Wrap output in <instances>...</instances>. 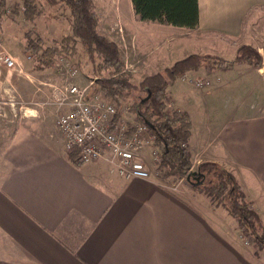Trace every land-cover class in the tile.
I'll return each instance as SVG.
<instances>
[{"label":"crops","instance_id":"crops-1","mask_svg":"<svg viewBox=\"0 0 264 264\" xmlns=\"http://www.w3.org/2000/svg\"><path fill=\"white\" fill-rule=\"evenodd\" d=\"M197 2L193 29L137 18L141 36L163 45L143 71L172 54L163 44L170 36L157 38L152 32L169 33L171 27L189 32L176 37L184 40L173 51L179 58L172 55L146 76L188 54L232 58L239 46L251 43L245 23L251 11L264 10V0ZM1 33L2 26L3 43ZM18 66L0 63L17 95L38 101L42 91L44 103L55 106L57 85L42 79L47 69ZM191 78L208 83L197 87ZM178 81L187 85L188 101L173 99L169 86L168 103L190 117L185 146L191 169L198 172L199 164L212 162L229 171L264 223V63L217 72L200 68ZM42 118L36 111L12 124L7 115V126H0V264H260L234 241L237 222L227 211L199 208L193 192L160 177L124 179L103 162L74 166L59 132L54 135Z\"/></svg>","mask_w":264,"mask_h":264},{"label":"trees","instance_id":"trees-1","mask_svg":"<svg viewBox=\"0 0 264 264\" xmlns=\"http://www.w3.org/2000/svg\"><path fill=\"white\" fill-rule=\"evenodd\" d=\"M198 0H130L134 14L141 21H155L160 24L193 29L198 24ZM7 0H0V21L6 14ZM44 5H59L67 8L70 33L64 35L54 45H44L41 38H30L24 34V51L29 52L35 62L33 70H43L56 63L57 56L70 59L75 53V43L84 47L91 61L98 59L96 72L107 74L95 78L93 90L117 106L131 98L129 109L141 120H149L156 138L154 145L160 151L159 168H165L161 178H180L192 166L186 150L190 136L191 120L187 113L168 106L167 88L188 71L200 68L209 71L227 70L233 65L247 63L260 66L263 60L259 52L248 44L238 47L233 58L213 54H188L171 63L170 66L154 74L136 80L124 66L117 45L98 32V18L93 10L92 0H20L19 5L10 8V15L22 14L26 21L35 20ZM133 92L143 94L133 99ZM72 162V158L70 157ZM74 166H80L73 163ZM200 176H208L207 184L202 182L191 187L202 191L212 201H218L224 210L235 219L239 228L250 235L256 243L264 242V223L251 208L234 176L220 165L212 162L199 164Z\"/></svg>","mask_w":264,"mask_h":264},{"label":"rangeland","instance_id":"rangeland-1","mask_svg":"<svg viewBox=\"0 0 264 264\" xmlns=\"http://www.w3.org/2000/svg\"><path fill=\"white\" fill-rule=\"evenodd\" d=\"M128 1L129 0H92V6L94 12L96 13V18H98V26L96 30H98L100 34L117 45L121 59L124 62V66H126V68L132 73L134 76L133 78L139 80L140 78L146 76L147 73L154 72L158 67L164 65L167 63V61H170V59L173 58L172 55H175L176 57L177 55L179 56L180 54H176L177 52L174 54L173 51H178V44L183 43L184 40L181 42V39L177 40L176 37L179 34L188 35L189 32L183 30L179 32L175 27H171L173 29H171L169 33H166V31L152 32L153 36L155 35L157 38H161L164 33L165 35L168 34L170 36V38L164 39L163 44L166 48L169 47L172 50V54H170V57H168L167 60L160 63V66L158 65L159 61L157 60L155 67L152 65V67L143 71V65L150 64V62H152L154 57L158 54V51L163 50V48L158 49V46L163 45L158 44L157 41H146L147 39L142 37L144 34H142L140 30L135 29V25L137 24L138 20L137 16L133 13L130 5L128 4ZM19 4L20 0H7V8L5 9L6 14L1 18L0 21V28L2 26L1 38L3 41L2 43L0 40V44H2L1 47L4 45V48L7 49L9 53H11L13 56H16L17 64H19L20 67L29 69L30 66V69L32 70L34 69L35 62L33 61L30 53L24 51L22 46L23 42L25 44L24 34L28 33L30 38H35L36 36L40 37L44 45H54V41L58 42L64 35L70 33L67 21L68 10L67 8L65 9L64 7H59V5H54V7L50 5H44L42 7L41 14L37 16L35 20L26 21L22 14H18L17 16L10 15V8H13L14 5ZM246 22L247 23H245V27H248V31L251 32V43L248 45L252 46V48H255L259 52L264 63V10L257 8L251 11V14L248 15ZM160 42H162V40H160ZM188 47H191V45L186 44V49H188ZM166 48H164L163 55H161L162 57H165L167 54L168 50ZM75 50V53L70 57V59L69 57L66 59L73 68L77 69V73L70 77L65 71L62 72L55 69V63L52 67L46 68L47 71H45L42 77L44 82L54 83L57 85V88H63L69 82H76L81 86H86L90 81L94 82V79L100 75L105 76L107 74L104 70L100 71L99 74L96 72L95 66L99 60L95 59L94 61H91L84 47L81 46L79 42L75 43ZM58 57L60 56H57V58ZM156 58L158 59L159 56ZM243 64L247 65V63ZM18 67L12 70V75L16 73L15 70H17ZM163 69L164 68L161 70ZM4 75L5 71L0 73V114H4L1 118H5V120H0V126H7V115L9 118H11L10 120H12V124H14L17 121L16 119L22 117V115L34 114L37 111L41 113L46 128H50L54 135H58L54 118L55 106H52L50 103H44L48 99L47 96H41L40 93L42 91H39L40 93H37L38 101H23L20 95H17L18 93L12 87L10 80L7 81L4 79ZM193 80V78L189 79V83H193ZM32 82L33 84H38L37 80H33ZM18 83L19 85H22L21 87L26 88L27 83L23 81ZM42 86L43 88H49L50 85L44 84ZM169 86L168 89L173 95V99L176 101L179 99L180 101H188V96L185 94L186 92H184L187 91V85H185V83H181L177 79ZM32 88H34V86ZM45 91L43 94H45ZM195 92L196 91L192 90V95H195ZM223 94H230V96H233L230 91H225ZM142 95L143 94L139 92H133L132 98L137 99ZM167 97L169 102L168 93ZM126 101L127 102H125V104L129 105L131 98H127ZM145 159L147 164L153 167V171H155L158 176L160 175L161 177L162 174H164L165 168H159V166H154L151 164L152 160L149 154L145 153ZM190 169L187 173H185L184 176L180 178L169 176L164 180L168 181L170 184H172V186L178 185L181 187L184 185L187 191L193 192L197 198L200 199V203L202 204V206L198 205L199 208L204 210L210 209L212 211L216 209L218 212L223 214V212L226 210L223 209L218 201H212L202 191L193 189L190 185L191 183H189L192 182V184H197V182L201 181L203 184H207L211 178H208V176H200L197 174L198 172H196L195 168L193 170ZM186 175H188L189 182L184 180ZM236 232L237 234L234 237V241L238 244V246H241L242 249L247 251L260 264H264V242L262 244L256 243L250 235H246L239 228L238 224Z\"/></svg>","mask_w":264,"mask_h":264},{"label":"built area","instance_id":"built-area-1","mask_svg":"<svg viewBox=\"0 0 264 264\" xmlns=\"http://www.w3.org/2000/svg\"><path fill=\"white\" fill-rule=\"evenodd\" d=\"M56 60L55 69L65 71L70 77L77 73L65 57ZM0 63L7 68L17 64L1 44ZM207 83L193 80L197 87H205ZM55 92V126L73 163L103 162L124 179L160 177L145 159L147 153L151 164L158 166L160 162V151L154 145L156 136L149 120H141L128 104L117 106L105 99L93 90V81L86 86L69 82Z\"/></svg>","mask_w":264,"mask_h":264},{"label":"water","instance_id":"water-1","mask_svg":"<svg viewBox=\"0 0 264 264\" xmlns=\"http://www.w3.org/2000/svg\"><path fill=\"white\" fill-rule=\"evenodd\" d=\"M187 180H188V176H187ZM199 183H201V181H200V182H197V184H199ZM194 184H196V183H194ZM197 184H196V185H197Z\"/></svg>","mask_w":264,"mask_h":264}]
</instances>
